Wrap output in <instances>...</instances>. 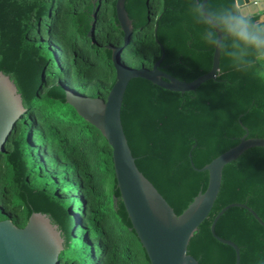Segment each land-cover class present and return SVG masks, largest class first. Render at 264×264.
Wrapping results in <instances>:
<instances>
[{"label": "trees", "instance_id": "1", "mask_svg": "<svg viewBox=\"0 0 264 264\" xmlns=\"http://www.w3.org/2000/svg\"><path fill=\"white\" fill-rule=\"evenodd\" d=\"M115 4L0 0V72L26 110L0 153V221L22 228L32 213L45 214L64 240L60 264H150L119 197L111 148L66 103L65 90L106 99L115 83L108 46L121 49L125 66L151 69L161 45L159 70L186 83L211 70L213 47L193 19L194 0H125L133 28L126 44ZM120 117L136 167L178 216L207 187L208 174L197 170L246 133L264 138V69L237 72L220 56L216 79L185 93L132 79ZM230 204L264 223L263 148L224 167L213 208L187 247L198 264H235L234 250L210 232ZM215 234L236 244L239 264H264V226L247 210H226Z\"/></svg>", "mask_w": 264, "mask_h": 264}, {"label": "water", "instance_id": "2", "mask_svg": "<svg viewBox=\"0 0 264 264\" xmlns=\"http://www.w3.org/2000/svg\"><path fill=\"white\" fill-rule=\"evenodd\" d=\"M116 18L123 32L124 44L133 34L132 22L125 10V0H116ZM93 31L91 27L88 35ZM156 31V30H155ZM158 43V41H156ZM161 58L151 69H133L121 62V49L108 46L115 70V83L105 100L73 94L65 90V101L85 122L97 129L112 151L113 169L119 197L150 264H198L187 253V247L198 227L209 215L219 194L224 167L251 148H263L264 138L240 139L235 147L224 152L198 172L208 174L206 189L193 198L187 208L176 215L154 186L142 175L135 164L121 124V105L125 90L132 79H143L169 92H192L201 84L215 80L219 70L220 54L213 48L209 73L186 83L159 70ZM26 112L22 97L9 76L0 72V153L17 121ZM246 130V129H244ZM193 167V165L191 164ZM194 168V167H193ZM113 197V206L116 207ZM240 207L247 210L262 226L261 219L246 205L230 204L215 216L210 232L219 243L232 248L235 264L240 262L239 249L233 242L215 234V226L226 210ZM64 240L58 227L41 213H32L26 225L15 226L11 220L0 221V264H60L59 255Z\"/></svg>", "mask_w": 264, "mask_h": 264}, {"label": "clouds", "instance_id": "3", "mask_svg": "<svg viewBox=\"0 0 264 264\" xmlns=\"http://www.w3.org/2000/svg\"><path fill=\"white\" fill-rule=\"evenodd\" d=\"M193 19L202 39L237 72L264 69V0H194Z\"/></svg>", "mask_w": 264, "mask_h": 264}]
</instances>
